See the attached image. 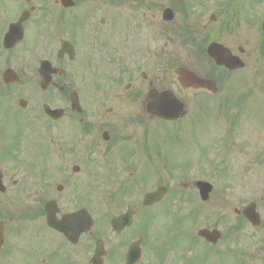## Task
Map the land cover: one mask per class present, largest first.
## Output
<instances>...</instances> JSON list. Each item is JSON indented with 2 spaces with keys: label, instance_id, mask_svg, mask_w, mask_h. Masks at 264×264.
Here are the masks:
<instances>
[{
  "label": "flooded vegetation",
  "instance_id": "flooded-vegetation-1",
  "mask_svg": "<svg viewBox=\"0 0 264 264\" xmlns=\"http://www.w3.org/2000/svg\"><path fill=\"white\" fill-rule=\"evenodd\" d=\"M129 1L136 11L150 5L0 0V264H264L263 227L158 225L159 212L176 209L163 206L168 196L147 208L145 172L119 180L118 165L140 174L145 138L161 125L147 112L149 93L164 90L162 9L147 44L145 25L115 21V6ZM127 123L139 124L142 142ZM99 164L113 182L101 195ZM129 212L131 223H114ZM169 225L170 244L157 236ZM204 228L220 231L217 245L198 237Z\"/></svg>",
  "mask_w": 264,
  "mask_h": 264
},
{
  "label": "rangeland",
  "instance_id": "rangeland-1",
  "mask_svg": "<svg viewBox=\"0 0 264 264\" xmlns=\"http://www.w3.org/2000/svg\"><path fill=\"white\" fill-rule=\"evenodd\" d=\"M147 1L150 5L137 11L131 1L125 6H115L114 14L121 29H131L135 24L145 25L148 44L149 38H155L156 9L161 7L163 11L172 6L171 0ZM240 1L232 0L230 5L237 9ZM183 2L193 14L188 24L196 36V45L210 39L208 41L226 45L237 55L238 48L243 47L245 54L241 58L246 67L240 72L223 74L220 78L221 91L217 96L183 92L174 74L175 68L184 66L206 76L211 65L197 56L192 45L182 41L180 28L184 21L180 10L175 11L176 17L172 23L162 21L161 34L156 37L162 65V70L157 69L159 84L162 88H170L185 102L188 114L176 124L161 123L156 131H151L145 142L148 140V157L150 152L155 161L146 157L140 174L136 173L131 178L129 172L118 165L117 169L121 170L123 176L119 180L122 183L129 180L133 184L145 171L150 180L146 190H153L158 185L169 187L170 196L163 206L176 207L173 209L174 220L176 215H184V223L186 220L190 223L192 212H199L198 217L196 213V221H193L199 227L238 221L235 209L242 210L256 202L264 228V36L260 31L264 19V0H260L256 12L251 7L255 6L257 0H246L244 5L239 6L241 14L237 17L220 11L229 0ZM212 16L215 21H211ZM227 19L231 22V28L226 26L222 30L223 21ZM138 125L131 124L127 135H134L136 141L142 142V129L132 127ZM110 168L107 164L98 166L99 195L105 194L109 184H113L111 177L107 176L112 173ZM102 178L106 180L102 181ZM196 181H207L213 185L214 191L208 202H202L197 195L193 186ZM184 185H188L189 189L183 190ZM168 218L166 212H159L158 225L161 222L173 223ZM172 229L170 225L161 226L157 236L170 244L171 239L166 240L168 235L164 234ZM263 236L264 232H259L260 251ZM176 239L181 242L179 238Z\"/></svg>",
  "mask_w": 264,
  "mask_h": 264
},
{
  "label": "water",
  "instance_id": "water-1",
  "mask_svg": "<svg viewBox=\"0 0 264 264\" xmlns=\"http://www.w3.org/2000/svg\"><path fill=\"white\" fill-rule=\"evenodd\" d=\"M172 18L173 13L170 10L165 11L164 19L166 21H170ZM208 53L219 66H224L229 70H239L244 68V64L240 61V59L233 56L231 52L223 46L213 44L209 47ZM176 74L178 75L179 82L185 89H204L213 94H217L218 92V88L214 81L199 78L194 73H191L183 68L178 69ZM150 96L154 100L149 107V112L154 113L163 119L171 121L176 120L180 116L184 115L183 107L174 98L171 92H164L162 94L152 92ZM197 187L200 190L202 200H207L208 194L212 190V187L207 183H198ZM165 194L166 189L164 188L158 189L156 193L148 194L145 198V205L150 206L156 202H159ZM244 215L254 225L260 224V217L256 212L255 204H252L250 207H248V209L244 211ZM199 235L213 244H216L220 238V234L218 232H210L208 230L200 231Z\"/></svg>",
  "mask_w": 264,
  "mask_h": 264
}]
</instances>
